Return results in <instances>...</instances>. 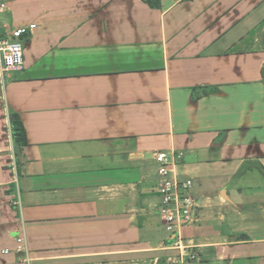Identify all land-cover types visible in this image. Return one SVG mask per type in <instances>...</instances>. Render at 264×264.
<instances>
[{
	"label": "crops",
	"instance_id": "0c3cea01",
	"mask_svg": "<svg viewBox=\"0 0 264 264\" xmlns=\"http://www.w3.org/2000/svg\"><path fill=\"white\" fill-rule=\"evenodd\" d=\"M39 1L0 71V264H162L158 151L194 181L198 264H264V0Z\"/></svg>",
	"mask_w": 264,
	"mask_h": 264
},
{
	"label": "built area",
	"instance_id": "2783aa9c",
	"mask_svg": "<svg viewBox=\"0 0 264 264\" xmlns=\"http://www.w3.org/2000/svg\"><path fill=\"white\" fill-rule=\"evenodd\" d=\"M8 5L6 0H0V15L6 13ZM36 27V23L19 25L0 36V71L2 74L23 66V40ZM175 158L174 154L167 151L155 153L160 176L158 184L161 200L159 211L170 235V243L166 248L176 250L174 255L169 256L167 264H198L199 254L193 245L184 241L182 229L185 225L194 224L199 219L200 202L193 192V179H181L176 174ZM16 245V251L24 252L23 257L27 260L28 250L24 234H20L16 238Z\"/></svg>",
	"mask_w": 264,
	"mask_h": 264
},
{
	"label": "trees",
	"instance_id": "16d2710c",
	"mask_svg": "<svg viewBox=\"0 0 264 264\" xmlns=\"http://www.w3.org/2000/svg\"><path fill=\"white\" fill-rule=\"evenodd\" d=\"M144 1L155 8H159L161 6V0H144ZM217 90L218 88L216 87H208V86L194 88L193 99H198L202 97L203 95H207ZM10 121H11L13 138L15 142L17 162H18V165H20V161L23 156L24 148L29 144V141H28L25 125L21 118V115L18 112L11 110L10 111Z\"/></svg>",
	"mask_w": 264,
	"mask_h": 264
},
{
	"label": "rangeland",
	"instance_id": "374dc122",
	"mask_svg": "<svg viewBox=\"0 0 264 264\" xmlns=\"http://www.w3.org/2000/svg\"><path fill=\"white\" fill-rule=\"evenodd\" d=\"M8 5V10L3 15H0V25L4 26L7 23H17L24 21L27 24H30L35 21L40 20L39 15H41L39 10L34 11V3L40 2L39 0H6ZM47 11H42L43 14ZM29 21V22H28ZM39 23V21H38ZM16 27L15 25L12 26ZM169 257L164 258L162 264H167Z\"/></svg>",
	"mask_w": 264,
	"mask_h": 264
}]
</instances>
